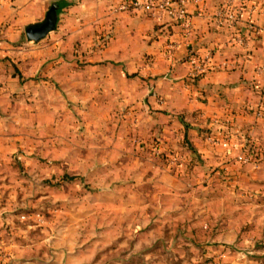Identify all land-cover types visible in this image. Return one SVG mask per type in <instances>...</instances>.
I'll return each mask as SVG.
<instances>
[{"label": "rangeland", "instance_id": "1", "mask_svg": "<svg viewBox=\"0 0 264 264\" xmlns=\"http://www.w3.org/2000/svg\"><path fill=\"white\" fill-rule=\"evenodd\" d=\"M50 7L0 27L17 76L0 72V264H264V138H247L232 164L188 137L165 149L159 135L117 140L115 119L125 135L138 109L62 100L53 31L27 38Z\"/></svg>", "mask_w": 264, "mask_h": 264}, {"label": "crops", "instance_id": "2", "mask_svg": "<svg viewBox=\"0 0 264 264\" xmlns=\"http://www.w3.org/2000/svg\"><path fill=\"white\" fill-rule=\"evenodd\" d=\"M131 1L0 0V27L15 25L10 15L46 12L57 2L59 20L49 38L56 49L52 81L57 92L67 94L60 96L66 102H87L88 108L106 112L138 109L141 117L138 113L125 135L118 128L125 122L115 119L117 140L159 135L164 148L177 147L188 137L199 152L225 149L230 160L247 150L242 143L250 136L264 138V0H235L242 11L237 26L217 17L224 0H187L184 21L120 9ZM4 55L0 53V72L9 84L17 76L4 65ZM191 55L206 63L197 78L190 76ZM74 60L88 62L76 69L69 63ZM62 61L67 62L65 71ZM208 128L215 132L216 144L204 139Z\"/></svg>", "mask_w": 264, "mask_h": 264}, {"label": "built area", "instance_id": "3", "mask_svg": "<svg viewBox=\"0 0 264 264\" xmlns=\"http://www.w3.org/2000/svg\"><path fill=\"white\" fill-rule=\"evenodd\" d=\"M197 1V0H196ZM187 0H132L121 5V10L130 7L141 9L154 16L166 14L172 20L184 21L187 18ZM220 20H226L230 25L237 26L241 21L242 11L235 3V0H224L216 12ZM257 33H259L257 31ZM243 43V40H240ZM190 76L197 78L205 73L206 63L191 55L188 60ZM164 99H159L160 104H164Z\"/></svg>", "mask_w": 264, "mask_h": 264}, {"label": "water", "instance_id": "4", "mask_svg": "<svg viewBox=\"0 0 264 264\" xmlns=\"http://www.w3.org/2000/svg\"><path fill=\"white\" fill-rule=\"evenodd\" d=\"M58 8V3L54 2L43 21L26 26V35L29 40L39 42L56 29L59 20Z\"/></svg>", "mask_w": 264, "mask_h": 264}]
</instances>
